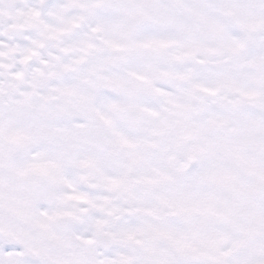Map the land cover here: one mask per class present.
Here are the masks:
<instances>
[{"label": "snow or ice", "instance_id": "6c2138e0", "mask_svg": "<svg viewBox=\"0 0 264 264\" xmlns=\"http://www.w3.org/2000/svg\"><path fill=\"white\" fill-rule=\"evenodd\" d=\"M0 264H264V0H0Z\"/></svg>", "mask_w": 264, "mask_h": 264}]
</instances>
